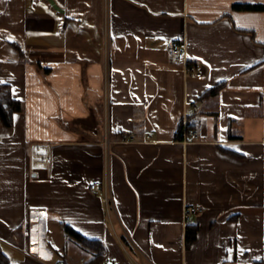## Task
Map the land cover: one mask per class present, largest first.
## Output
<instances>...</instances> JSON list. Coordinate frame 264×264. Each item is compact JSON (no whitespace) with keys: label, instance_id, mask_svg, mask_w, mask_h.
<instances>
[{"label":"crops","instance_id":"crops-1","mask_svg":"<svg viewBox=\"0 0 264 264\" xmlns=\"http://www.w3.org/2000/svg\"><path fill=\"white\" fill-rule=\"evenodd\" d=\"M0 84L12 264H85L66 227L110 264H264V0H0Z\"/></svg>","mask_w":264,"mask_h":264},{"label":"trees","instance_id":"trees-1","mask_svg":"<svg viewBox=\"0 0 264 264\" xmlns=\"http://www.w3.org/2000/svg\"><path fill=\"white\" fill-rule=\"evenodd\" d=\"M221 84L210 90V93H216ZM23 110V104L20 100L13 97L11 89L0 84V125L11 126L14 123L15 115ZM183 123L181 125L180 137L183 139ZM67 236L75 238L79 246L89 254V260L85 264H104L105 250L102 242L98 240H90L82 235L75 233L71 228L66 227ZM197 228H189L187 230L186 242L191 244L196 239ZM0 264H12L11 258L5 251L3 244L0 241Z\"/></svg>","mask_w":264,"mask_h":264},{"label":"built area","instance_id":"built-area-1","mask_svg":"<svg viewBox=\"0 0 264 264\" xmlns=\"http://www.w3.org/2000/svg\"><path fill=\"white\" fill-rule=\"evenodd\" d=\"M169 53L172 56H175L178 60L183 61L185 64V71L186 73L194 74L197 77H202L203 73L198 69L197 65L194 63L188 62L187 58V52L186 48L183 44L181 43H174L172 46L169 48ZM190 137L193 138H198L197 133L193 130L190 129L187 125V122L183 123V139L188 140ZM90 190L97 192V193H102V201L105 204L107 213H110V210L114 208V198L111 192V188L107 186L106 182H95L90 185ZM204 211V207L200 205H187L184 208V215H183V220L185 224H188V222L191 221L192 217L194 215L200 214ZM125 252L129 255L131 258V263L132 264H141L138 262L134 257L130 256L128 249L126 248V245H123L121 243ZM110 259L105 260V264H110Z\"/></svg>","mask_w":264,"mask_h":264}]
</instances>
